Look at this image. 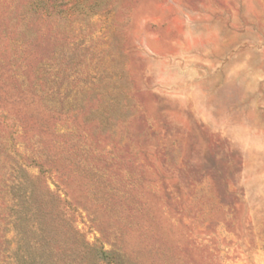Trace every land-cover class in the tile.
<instances>
[{"label":"rangeland","instance_id":"1","mask_svg":"<svg viewBox=\"0 0 264 264\" xmlns=\"http://www.w3.org/2000/svg\"><path fill=\"white\" fill-rule=\"evenodd\" d=\"M45 242L264 264V0H0V264Z\"/></svg>","mask_w":264,"mask_h":264},{"label":"trees","instance_id":"2","mask_svg":"<svg viewBox=\"0 0 264 264\" xmlns=\"http://www.w3.org/2000/svg\"><path fill=\"white\" fill-rule=\"evenodd\" d=\"M41 249L44 251L43 256H41L38 260L29 259L30 264H60L61 263L62 260L60 261V257L57 258L55 256L56 252H54V249L50 245H48L47 242H45L43 246H41ZM15 260L17 261V264H25V261L23 260L22 256H16Z\"/></svg>","mask_w":264,"mask_h":264}]
</instances>
